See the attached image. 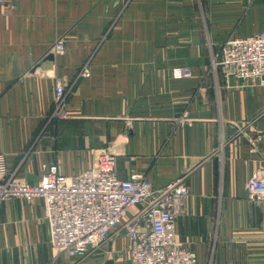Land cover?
I'll list each match as a JSON object with an SVG mask.
<instances>
[{
    "label": "crops",
    "instance_id": "0c3cea01",
    "mask_svg": "<svg viewBox=\"0 0 264 264\" xmlns=\"http://www.w3.org/2000/svg\"><path fill=\"white\" fill-rule=\"evenodd\" d=\"M262 29L264 0H1L10 172L35 183L43 162L71 175L109 150L122 178L139 172L160 187L187 174L176 237L197 264H264V201L247 189L264 167V83L210 66L228 37ZM184 65L192 75L175 76ZM59 83L65 117L53 115ZM127 243L113 234L71 257L50 245L41 197L0 206V264H130Z\"/></svg>",
    "mask_w": 264,
    "mask_h": 264
},
{
    "label": "built area",
    "instance_id": "2783aa9c",
    "mask_svg": "<svg viewBox=\"0 0 264 264\" xmlns=\"http://www.w3.org/2000/svg\"><path fill=\"white\" fill-rule=\"evenodd\" d=\"M54 49L62 51L63 42L57 41ZM210 66L224 75L264 83V29L228 37L212 52ZM192 72L186 65L173 69L177 77ZM81 73L89 75V67ZM66 93L64 84L56 85L54 116L67 115ZM115 164V154L109 150L100 153L94 165L71 175L57 162H43L39 180L30 183L10 172L7 156L0 152V206L17 197L27 201L41 197L49 243L71 257L99 248L114 234L127 237L130 264H197L196 253L176 237L179 204L190 191L187 174L155 187L143 173L119 177ZM247 189L250 198L264 201V167L251 174Z\"/></svg>",
    "mask_w": 264,
    "mask_h": 264
},
{
    "label": "water",
    "instance_id": "95a60500",
    "mask_svg": "<svg viewBox=\"0 0 264 264\" xmlns=\"http://www.w3.org/2000/svg\"><path fill=\"white\" fill-rule=\"evenodd\" d=\"M52 57H53V54L48 55V58H52Z\"/></svg>",
    "mask_w": 264,
    "mask_h": 264
}]
</instances>
